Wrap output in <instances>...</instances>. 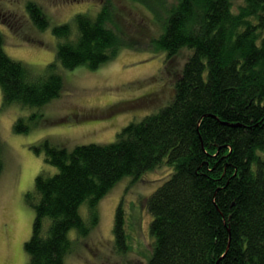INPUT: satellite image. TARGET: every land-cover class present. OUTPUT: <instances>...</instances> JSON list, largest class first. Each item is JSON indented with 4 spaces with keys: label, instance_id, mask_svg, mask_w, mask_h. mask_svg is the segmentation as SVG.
I'll return each mask as SVG.
<instances>
[{
    "label": "trees",
    "instance_id": "trees-1",
    "mask_svg": "<svg viewBox=\"0 0 264 264\" xmlns=\"http://www.w3.org/2000/svg\"><path fill=\"white\" fill-rule=\"evenodd\" d=\"M161 4L165 13L153 21L161 30L150 41L174 73L170 101L123 126L109 143L68 150L43 141V159L55 170L37 174L33 196L26 194L34 219L25 264H65L77 240L96 226L97 205L116 182L160 165L169 172L145 199L147 264H264V0H241L235 8L234 0ZM26 9L35 27L48 26L36 2L27 1ZM96 14L77 13L53 26L62 67L96 68L120 49L124 39L107 10ZM2 43L0 33L1 107H40L58 96L56 63L34 74ZM183 49L187 55L174 70ZM14 129L26 131L28 124L17 118ZM126 222L120 201L112 226L120 251L131 247Z\"/></svg>",
    "mask_w": 264,
    "mask_h": 264
},
{
    "label": "rangeland",
    "instance_id": "rangeland-1",
    "mask_svg": "<svg viewBox=\"0 0 264 264\" xmlns=\"http://www.w3.org/2000/svg\"><path fill=\"white\" fill-rule=\"evenodd\" d=\"M27 1L0 0L3 50L34 74H42L48 63H56L54 70L61 75L62 87L57 97L40 107L19 102L1 107L0 90V264H25L27 260L23 245L31 234L34 208L26 194L33 196L37 174L55 170L43 159L45 139L68 150L78 144L112 142L123 126L157 111L174 92V73L165 67L163 50L150 41L161 30L153 21L165 13L162 0H31L48 17L49 24L42 30L33 24ZM239 2L234 0V8ZM103 9L124 39L118 52L96 68L85 64L62 67L55 58L58 42L53 26L70 21L77 13L94 19ZM187 52L180 51L173 61L174 70ZM17 118L28 124L26 131L14 129ZM36 148H40L38 152ZM168 172L169 168L160 165L134 181L130 176L118 180L97 205L96 226L77 240L74 250L65 256V264H147L151 216L145 199ZM120 201L131 243L126 251L115 248L112 234Z\"/></svg>",
    "mask_w": 264,
    "mask_h": 264
}]
</instances>
